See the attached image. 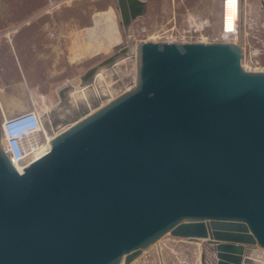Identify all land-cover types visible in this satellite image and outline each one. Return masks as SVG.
I'll return each mask as SVG.
<instances>
[{"label":"water","instance_id":"obj_1","mask_svg":"<svg viewBox=\"0 0 264 264\" xmlns=\"http://www.w3.org/2000/svg\"><path fill=\"white\" fill-rule=\"evenodd\" d=\"M116 2L125 29L147 9ZM119 54L60 90L100 96L46 112L56 135L23 173L0 144V264H130L168 233L264 249V70L241 42L141 41L115 95L99 70Z\"/></svg>","mask_w":264,"mask_h":264},{"label":"rangeland","instance_id":"obj_2","mask_svg":"<svg viewBox=\"0 0 264 264\" xmlns=\"http://www.w3.org/2000/svg\"><path fill=\"white\" fill-rule=\"evenodd\" d=\"M50 1L0 0V78L6 84L0 96L9 94L16 101L15 109L5 110L8 115L36 107L55 113L60 124L92 95L82 88L69 90L62 99L60 90L81 86L82 76L108 57L120 53L115 66L99 70L98 85L118 95L135 84L139 42L213 39L220 31L221 0H145V14L128 29L121 24L116 0ZM108 11L117 31L110 32L104 18L96 21L98 13ZM241 26L245 52L259 53L258 65L247 64L264 70V0H242ZM94 91L99 95L96 84ZM130 264H264V249L168 233Z\"/></svg>","mask_w":264,"mask_h":264},{"label":"built area","instance_id":"obj_3","mask_svg":"<svg viewBox=\"0 0 264 264\" xmlns=\"http://www.w3.org/2000/svg\"><path fill=\"white\" fill-rule=\"evenodd\" d=\"M50 1V5H53ZM241 4L242 0H221L220 31L213 39H200L201 41H233L242 43L241 37ZM233 10L235 14L233 15ZM244 48V47H243ZM258 51L247 55L244 48V62L246 69H251L247 63L258 65ZM258 68V67H256ZM43 112L36 107L15 115H6L2 111L0 124V137L5 153L19 173L24 168L45 155L49 150L48 142L56 135L48 134L42 125ZM64 130L59 129L57 133Z\"/></svg>","mask_w":264,"mask_h":264},{"label":"bare ground","instance_id":"obj_4","mask_svg":"<svg viewBox=\"0 0 264 264\" xmlns=\"http://www.w3.org/2000/svg\"><path fill=\"white\" fill-rule=\"evenodd\" d=\"M112 10V9H111ZM113 11V10H112ZM235 14V12H234V10H233V15ZM98 15V18L96 19V21L98 22L101 18H104V20H105V23L107 22V24H108V26L110 27V29H109V31L110 32H112V31H114V30H118V27H117V24H116V21L113 19V17H112V15H111V12H102V13H98L97 14ZM97 17V16H96ZM101 21V20H100ZM90 29V28H89ZM88 30V29H87ZM89 31V30H88ZM91 31H92V28H91ZM92 33V32H91ZM88 34H90V33H88ZM112 34V33H111ZM110 37V36H109ZM118 37V36H117ZM117 37L115 38L116 40H117ZM112 40V39H111ZM107 45V44H106ZM98 46V45H97ZM96 46V47H97ZM99 49V48H98ZM91 50V49H90ZM79 53V52H78ZM81 53V52H80ZM74 58H76V57H74ZM102 78V77H101ZM101 82H102V80H101ZM102 84V83H101ZM102 86V85H101ZM103 88H104V86H103ZM86 89V88H85ZM91 90V89H90ZM82 92H85L84 90L82 91ZM95 91L92 89V91H91V93L90 94H92V95H90L89 97H90V99H85L86 101V103H84V104H86L85 106L86 107H90L91 105H92V103H91V101H93V99H94V95H95V93H94ZM96 95L97 96H99L100 95V93H99V95L96 93ZM83 100V99H82ZM79 101H80V97H79ZM82 102V101H81ZM84 102V101H83ZM80 103V102H79ZM83 104V103H82ZM84 104L82 105L83 107H84ZM80 106L81 105H79V104H77V105H75L74 106V108H80ZM81 109H83V108H81ZM44 113V112H43ZM47 124H48V116H47V113H44L43 114V116H42V125H43V127L45 128V130H47L46 128H47ZM162 261V260H161Z\"/></svg>","mask_w":264,"mask_h":264},{"label":"crops","instance_id":"obj_5","mask_svg":"<svg viewBox=\"0 0 264 264\" xmlns=\"http://www.w3.org/2000/svg\"><path fill=\"white\" fill-rule=\"evenodd\" d=\"M3 83V79L0 78V90H1V87L3 86H6V84H2ZM3 85V86H2ZM15 99L14 97L12 98L9 94H2L0 96V111H3L6 115H8L5 110H11V109H15L16 106H14L16 103H15ZM23 106H21V108H23ZM2 121V112L0 113V122Z\"/></svg>","mask_w":264,"mask_h":264}]
</instances>
